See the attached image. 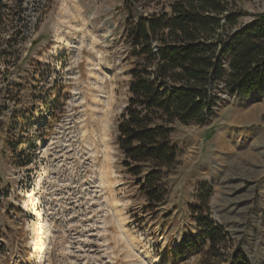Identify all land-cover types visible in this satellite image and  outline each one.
Instances as JSON below:
<instances>
[{
    "label": "rangeland",
    "instance_id": "374dc122",
    "mask_svg": "<svg viewBox=\"0 0 264 264\" xmlns=\"http://www.w3.org/2000/svg\"><path fill=\"white\" fill-rule=\"evenodd\" d=\"M128 1L7 4L25 37L4 48L13 65L0 56V264H264V93L219 89L209 123L176 125L158 207L124 168L118 125L139 62ZM224 1L240 24L264 12V0ZM205 217L226 237L215 249Z\"/></svg>",
    "mask_w": 264,
    "mask_h": 264
},
{
    "label": "trees",
    "instance_id": "16d2710c",
    "mask_svg": "<svg viewBox=\"0 0 264 264\" xmlns=\"http://www.w3.org/2000/svg\"><path fill=\"white\" fill-rule=\"evenodd\" d=\"M9 1L0 0V56L13 65L9 51L24 39L25 25L12 22L19 14L6 13ZM152 1L127 2L135 15L127 37L139 62L131 72L118 145L124 168L153 208L165 201L166 179L179 163L172 138L176 125L209 123L221 100L219 89L236 99L264 93V12L240 24L246 14L228 10L224 0H175L169 11L141 15L140 8ZM200 226L211 248L225 240L209 217Z\"/></svg>",
    "mask_w": 264,
    "mask_h": 264
},
{
    "label": "bare ground",
    "instance_id": "6f19581e",
    "mask_svg": "<svg viewBox=\"0 0 264 264\" xmlns=\"http://www.w3.org/2000/svg\"><path fill=\"white\" fill-rule=\"evenodd\" d=\"M234 118V117H233ZM107 175H105L104 177H106ZM103 179V178H102ZM105 180V179H104ZM33 229V228H32ZM36 230L35 229H33V232H35ZM36 246V245H35Z\"/></svg>",
    "mask_w": 264,
    "mask_h": 264
},
{
    "label": "crops",
    "instance_id": "0c3cea01",
    "mask_svg": "<svg viewBox=\"0 0 264 264\" xmlns=\"http://www.w3.org/2000/svg\"><path fill=\"white\" fill-rule=\"evenodd\" d=\"M175 1V0H174Z\"/></svg>",
    "mask_w": 264,
    "mask_h": 264
}]
</instances>
